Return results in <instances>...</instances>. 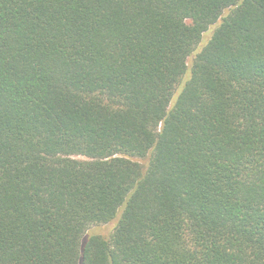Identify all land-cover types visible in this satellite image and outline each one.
I'll return each mask as SVG.
<instances>
[{
	"label": "trees",
	"instance_id": "1",
	"mask_svg": "<svg viewBox=\"0 0 264 264\" xmlns=\"http://www.w3.org/2000/svg\"><path fill=\"white\" fill-rule=\"evenodd\" d=\"M0 264H264V0H0Z\"/></svg>",
	"mask_w": 264,
	"mask_h": 264
},
{
	"label": "rangeland",
	"instance_id": "2",
	"mask_svg": "<svg viewBox=\"0 0 264 264\" xmlns=\"http://www.w3.org/2000/svg\"><path fill=\"white\" fill-rule=\"evenodd\" d=\"M112 227H113L112 224H108V225H105V226L96 228L95 231H97L98 233H101V234L107 236L112 231Z\"/></svg>",
	"mask_w": 264,
	"mask_h": 264
}]
</instances>
